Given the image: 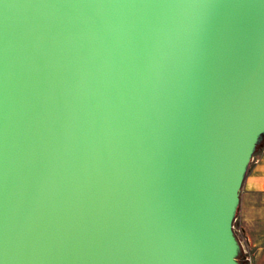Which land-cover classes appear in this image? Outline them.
I'll use <instances>...</instances> for the list:
<instances>
[{
    "label": "water",
    "instance_id": "obj_1",
    "mask_svg": "<svg viewBox=\"0 0 264 264\" xmlns=\"http://www.w3.org/2000/svg\"><path fill=\"white\" fill-rule=\"evenodd\" d=\"M264 133V0H0V264H240Z\"/></svg>",
    "mask_w": 264,
    "mask_h": 264
},
{
    "label": "rangeland",
    "instance_id": "obj_2",
    "mask_svg": "<svg viewBox=\"0 0 264 264\" xmlns=\"http://www.w3.org/2000/svg\"><path fill=\"white\" fill-rule=\"evenodd\" d=\"M256 168H257V172L254 174ZM263 175H264V138L258 142V145L255 148L251 161L247 167L245 179L248 177L254 183V181L255 182L260 181ZM243 187H245L244 183L242 185V189L240 193V201L233 222V226H235L233 229L237 237V240L239 238L237 230L240 227H242L241 222L239 220V216L242 213V210L250 217V219L252 218L251 224L254 226L253 228L258 230V232L264 231V199H263L264 197L255 196L248 198L243 193ZM237 260L240 264H248L247 261L243 258L241 250H239Z\"/></svg>",
    "mask_w": 264,
    "mask_h": 264
},
{
    "label": "crops",
    "instance_id": "obj_3",
    "mask_svg": "<svg viewBox=\"0 0 264 264\" xmlns=\"http://www.w3.org/2000/svg\"><path fill=\"white\" fill-rule=\"evenodd\" d=\"M257 172V168L254 174ZM245 187H243V193L246 197L263 196L264 197V175L261 177L260 181L250 180L246 178L244 181ZM264 199V198H263ZM252 219V218H251ZM250 217L243 212L239 216L242 227L248 232L252 240V251L254 253L253 264H264V231L258 232L254 226L251 224Z\"/></svg>",
    "mask_w": 264,
    "mask_h": 264
},
{
    "label": "built area",
    "instance_id": "obj_4",
    "mask_svg": "<svg viewBox=\"0 0 264 264\" xmlns=\"http://www.w3.org/2000/svg\"><path fill=\"white\" fill-rule=\"evenodd\" d=\"M237 231L240 250L242 251L243 258L247 261L248 264H253L254 253L252 251L251 236L243 227H240Z\"/></svg>",
    "mask_w": 264,
    "mask_h": 264
},
{
    "label": "trees",
    "instance_id": "obj_5",
    "mask_svg": "<svg viewBox=\"0 0 264 264\" xmlns=\"http://www.w3.org/2000/svg\"><path fill=\"white\" fill-rule=\"evenodd\" d=\"M264 138V133L260 135L259 141L262 140ZM258 145V144H257ZM256 145V147H257ZM236 215V214H235Z\"/></svg>",
    "mask_w": 264,
    "mask_h": 264
}]
</instances>
